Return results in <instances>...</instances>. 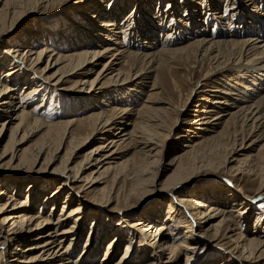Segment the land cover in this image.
Masks as SVG:
<instances>
[{
	"label": "bare ground",
	"instance_id": "6f19581e",
	"mask_svg": "<svg viewBox=\"0 0 264 264\" xmlns=\"http://www.w3.org/2000/svg\"><path fill=\"white\" fill-rule=\"evenodd\" d=\"M61 1L0 0V44L6 45L0 50V142L9 132L0 153V264H109L112 247H117L123 238L120 254L111 264H127L131 244L142 252L139 264H197L192 251L198 244H190L193 236L218 244L228 255L237 254L239 264H260L264 260L263 236L246 239L240 232L245 202L241 200V207H236L237 201L232 200L229 208H225L228 200L208 204L185 186L201 170L207 173L222 169L230 174L233 185L245 172L257 181L255 197H264V12L251 7L252 21L246 22L251 29L235 24L229 29L232 31L224 25L222 29L221 16L215 18L210 34L204 29L206 32H197L199 36L190 33L187 42L175 41L180 43L178 46L160 47L161 41L156 46L155 37L153 41L149 39L156 30L152 20L135 25L131 14L125 13L122 21L128 28L122 29L117 18H105L117 11L107 12L108 2L98 5L97 0L93 13L81 22L87 28L80 26L78 35H85L86 30L90 34L80 43L78 38L64 40L59 50L43 39L37 40V47L24 50L4 43L3 37L22 18L19 16L23 9L54 5L58 9ZM85 1L84 7L93 3ZM216 1L190 0L182 7L191 19L194 12L202 8V14L204 7H212ZM239 1L246 2L234 0L236 7ZM180 16L185 19L186 14ZM179 19L175 20L182 21ZM193 22L197 24L199 20L194 18ZM128 29L135 32V48H126L121 42ZM179 54L187 61H207L208 70L196 82L195 90H190L195 97L193 114L182 129L188 135L177 136L186 137L184 149L170 164L171 173L158 180L154 170L159 160H155L161 142L158 136L172 108L170 103L161 107L165 103L156 95L161 72L169 59ZM43 61L45 65L41 67ZM66 84V90L76 96L61 98L56 94ZM16 87H20L19 93L14 92ZM135 93L141 100L134 101L136 106L129 101L135 100ZM38 97L42 98L40 102H36ZM47 98L64 101L68 110L76 103L84 113L43 125L36 114H43L40 110ZM31 102L32 108L27 109ZM32 135L36 136L34 143L25 145ZM94 140L97 144L79 155ZM261 141L260 157L244 155ZM130 149L136 151L123 158ZM47 174L51 177L47 178ZM47 179L52 184L57 182L52 198L45 190L51 185L44 188L46 184H42ZM67 186L76 194L67 192L55 214L59 194ZM21 187L26 188L24 197ZM158 192L174 202L168 209H153L156 217L143 216L137 205L146 195L150 199ZM29 198L33 200L31 205ZM220 198L225 199V195ZM72 201L79 204L71 208ZM86 203L100 211H90ZM91 213L92 235L97 225L95 238L92 245L91 233L87 240L83 239V248L74 257L81 239L79 224ZM108 214L113 215L109 218H117L114 226L100 222ZM68 221L72 222L65 226ZM181 229L186 230L183 235ZM105 239L109 240L96 262L100 240ZM143 239H148L147 250L136 245ZM203 256L204 253L194 258L201 260Z\"/></svg>",
	"mask_w": 264,
	"mask_h": 264
},
{
	"label": "rangeland",
	"instance_id": "374dc122",
	"mask_svg": "<svg viewBox=\"0 0 264 264\" xmlns=\"http://www.w3.org/2000/svg\"><path fill=\"white\" fill-rule=\"evenodd\" d=\"M83 1L84 0H62L61 3L59 4L62 7L58 9H57V5L47 8L40 7L38 9L36 8V10H33L34 9L33 7H30L28 9H23L22 10L23 12L19 16V18L20 17L22 18L17 22V24L14 27H12L10 33H7L8 35H5V37H3L5 39L4 43H6L7 45L11 44L10 46H17L23 50L28 47L31 48H35V46L37 47L39 44L36 43L38 39L46 40L47 43L45 44H51V47L57 50L63 47L60 46L59 44H61L62 41L64 40H69V39L72 40L73 38H78V43H80L81 40H83L85 37H87L88 34H90V32L86 30L85 35H81V36L78 35L79 33L78 31H80L82 28L83 29L87 28L84 26L82 27L81 22H86L85 20H87L89 15L93 13L92 11V9L94 8L93 5L97 2V0H87L89 1V3L90 2L93 3L92 5L89 6L86 5L84 7L82 3ZM87 1H85V3H87ZM104 1L108 2L106 3L108 7L107 5L104 4L105 7H107L106 10L107 12L109 11V9H111L112 11L113 10L117 11L116 14H114L113 16L110 17L106 16L105 18L107 19L117 18L119 25L120 26L122 25L121 27L122 29L128 28L126 26L127 23L124 22L125 20L124 16L126 14H131L130 18L131 20H133V23L135 25L138 24L146 25L150 20H152L153 21L152 24L153 26L156 27L155 28L156 30H154V34H152L151 37H149V34L146 35L147 37H149V39H152V41L155 37V43H157L156 46L159 45L160 41L164 42V43L160 42V47L178 46L180 43H176L175 41H179V42L181 41V43L187 42L189 40V37L187 36L190 33H191L190 35L199 36L197 32L198 31L202 32L204 31V29L208 31V32L206 31L204 32L210 34L209 28L214 27V24H216L215 18L219 19L221 16H222L221 18H223L224 20L221 22L220 28L225 26L228 28V31H232L229 29L234 27L233 24H235L241 28L245 27L251 29V27L247 25L249 23H246L247 21L251 23L253 18L250 12L251 7H257L259 8L261 13L264 12V0H246V2L239 1L240 4L237 7L242 6L240 10L239 8L236 7V5H234L233 2L234 0H217L212 5V7L210 8L204 7L206 10L203 11L202 14L200 13L202 11V8L198 12L193 11L194 13L192 15L194 17L188 19L187 17H189V15H187V11L183 9L182 3L184 4L185 2V4L189 5L188 1L190 0H98L97 3L98 5H102ZM201 1L204 0H199L200 3ZM214 1L215 0H211V3ZM196 6L198 7V5ZM206 6H208V4ZM171 9L172 12H170ZM180 14L182 15L186 14L185 19H183V17L180 16ZM152 16H155L156 18H151ZM231 16L232 18H230ZM176 17L182 19V21L177 22V20H175ZM194 18L195 19L197 18L199 20L198 22L199 24L198 23L195 24L193 22ZM122 19L124 20L122 21ZM129 21L130 20L128 18L127 22ZM184 21L185 24H183ZM241 22L244 24L242 25ZM194 25L198 27L197 28L193 27ZM80 26L82 28H80ZM129 31L130 29H128L127 33H125L124 36L125 38H122L123 41L121 39V42H123V46L126 48H135L137 46L135 39L136 37L135 32L133 34V31L132 32ZM36 33L38 35H35ZM143 33L146 32L144 31ZM40 35H43V37H41ZM165 36L167 41L165 39ZM165 42H167L168 44L171 42L172 45L171 44L168 45ZM5 46L6 45L0 44V50L4 49ZM153 48L158 49L157 47L156 48L153 47ZM139 51H141V49ZM13 62H15V59H13ZM44 65L45 62L44 61L41 62V67ZM98 66L99 65H97V67ZM207 70H208L207 61H201V62L200 61L195 62L194 60L187 61L184 58H181V54H179L175 56L173 59H169L167 67L160 74L161 77L158 83V89H157L158 93L156 95V98L165 103L163 104V106L161 103L160 104L161 107H164L170 103L169 105L173 110L171 109L169 110V112H167L168 115L165 116L166 126H164V128L159 131L160 133L158 137L161 139V142H160V147L158 148L159 152H157V156H155L157 158V159L155 158V160L158 159L159 160L154 163L156 164L154 165L155 166L154 170L157 171L158 173L157 174L158 180L164 179L168 174L171 173L173 167H171L170 164L177 155H180L182 153L184 149L182 145L185 143L186 137L178 138L177 136L181 134H184V136L188 135V133H186V131H182V129L184 130V128H186L187 125L185 124V121L190 119V117H192L193 114V111L191 110L194 109V107H192V103L194 102L195 97H194V91L193 92L191 91L195 90L196 82H199V80L202 79L203 75ZM34 78L39 79L38 76L36 75ZM67 86L68 84L60 86L61 89L57 90L56 94H58L61 98H72L76 96L77 95L76 93H72L71 91L66 90ZM19 91H20V87H16V90L14 92L19 93ZM234 93L238 94V92L236 91ZM134 95L135 96L133 98L135 100L129 99V101H132L136 106L137 101L141 102V100L136 98L137 96L136 93ZM41 99L42 98L38 97L36 99V102H40ZM186 102L187 105L184 107ZM33 103L34 102L29 103L27 109H31ZM75 105L77 104L75 103L71 107H68L70 109L68 110L67 107H65L66 105L64 104V101L62 102L54 101V100L50 101V99L47 98V100H45V107H43L42 110H40L41 112H43V114L41 115L40 113H37L36 117L42 119L43 125L45 124L47 125L48 123H51L57 119L69 120L72 117L82 116L84 112H82V110L77 108ZM220 128L221 126L217 127V129ZM191 134L192 133H189V135ZM8 135L9 132L7 131L5 133V136L0 142V153L8 140ZM32 136L33 137L28 138V141L25 143V145L34 143L36 136L34 135ZM190 138L198 139L196 137H190ZM227 140H229V138H227ZM96 142L97 141L94 140L93 142L85 146L79 155H83L84 152H86V150L96 145L97 144ZM262 143L263 141L259 142L251 149V151H247V153L245 152L244 155L246 156L248 154H258L260 157L259 153L261 152V150H259V147ZM25 145L22 146L24 147ZM134 151L136 150L134 149L128 150L123 158L131 156L134 153ZM62 152L63 150H61V153ZM77 160H74V162ZM244 166L245 164L241 165V168L243 169ZM37 169H38V165L36 167V170ZM90 171H87V173ZM204 172L205 171L201 170L198 173H196L191 178L190 183L185 186V188L195 191L196 195H200L201 198L205 199L208 202V204H215L217 201L223 202L224 200H228V203L227 205H225L226 206L225 208L231 207L230 202H232V200L237 201V205L236 204L234 205L236 207H241L238 204L244 201L245 206H247V208L245 209L246 214L240 216L242 217V221H243L242 226L240 228V232L243 234V236L246 239H250L252 236H255L257 238L263 236L262 239H264V197H260V198L255 197V187L257 186L256 179H254V177L252 178L248 177V175L244 174L245 173L244 172L238 176L239 179L237 180V183L233 185L229 181L232 178L231 176H229L230 174L229 175L226 174L222 169H217V170L212 169V171H208L207 173ZM48 173H50V171ZM48 175L49 174H47V178H50L51 176L49 175L48 177ZM25 183H27V181ZM25 183L24 185H26ZM42 184H46L44 188L48 185H51V187L45 190H47L46 195H49V198H52L53 197L52 188L54 189L56 188L57 182L52 184L47 179V181L42 182ZM65 188L66 189L61 194H59L60 196L57 199V205L55 206L56 208L55 214L61 208L63 198L65 197L67 192L70 191L71 193L72 191V195L76 194V193L73 194L74 191L69 189L68 186ZM236 188L241 189L242 193L239 192L238 189ZM20 190L22 194L21 196L24 197L26 188L21 187ZM224 193H228L229 195ZM222 194L225 195V199L220 198ZM32 201L33 200L29 198L28 205H31ZM150 201L152 203L147 204ZM172 201L174 202L172 198L165 196L160 192H158L157 194L154 193V195L150 199H149V195H146V197H144L142 202H140L141 204L137 205L140 207L138 211L141 212V214L145 217L147 216L156 217L157 212H155L153 209H156L158 207H160L161 209L162 208L168 209L169 206L172 204ZM77 204H79L78 201H72L71 208L76 207ZM86 204L88 205L90 211L92 212L100 211L97 210L98 207H96L95 205L92 206L89 205L88 203ZM101 213L104 214L103 212ZM92 214L93 213H91V215H89L87 218H84L85 221L82 220L81 223L79 222L80 224L78 223L80 225L79 228L81 230V236H80L81 239L77 247H75L76 252L74 254V257H76L78 253L81 251V248H83L82 246L84 244L83 239L87 240V238L90 237V233H91L90 245H92L93 243L96 234V233L94 234V232L95 230H97V225L95 226L92 235V230L94 228V227L92 228L93 223L91 222L92 218L94 217ZM112 216L113 215L111 214H108V216L106 215L107 219L99 216V218L101 217L100 222L112 226L117 221V218H109ZM164 216L166 215H162L163 218ZM71 222L72 221H68L65 226H68ZM185 231H186L185 229H181L180 234L183 235L182 233ZM194 237L197 241L195 239L194 240L192 239L190 241V244L192 242H196L198 244L197 250L195 252L192 251V254L194 255L193 256L194 263L196 262L197 264H239L237 259V254L228 255L224 251L225 248L218 246V244L212 241L208 242L207 240L198 238L196 236H193V238ZM180 238H182V236L178 237V239ZM108 240L109 239L100 240L99 251L96 253L97 256L95 257L96 262H98V260L101 258L102 251L103 249H105V244ZM147 242L148 239H143V241L137 243L136 245H138L139 248H143L144 250H147L149 249V247L146 246ZM123 244H124V238L123 241H121L120 243H116L117 247L115 245L112 247L108 257L109 264H111L113 261L116 260V258L120 254ZM131 248H132V252L130 251L129 256L126 258V263L139 264L141 261L139 256L141 255L142 252L135 250L134 245L132 244H131ZM10 249L11 247H9L8 251H10ZM202 253H204L205 256H203L201 260H195L196 258H198L196 256H199V254ZM260 264H264V260H260Z\"/></svg>",
	"mask_w": 264,
	"mask_h": 264
}]
</instances>
